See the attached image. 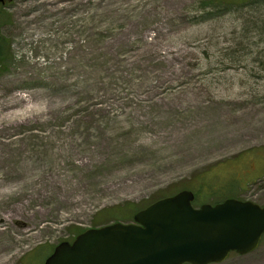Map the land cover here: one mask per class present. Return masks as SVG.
Wrapping results in <instances>:
<instances>
[{
  "label": "rangeland",
  "instance_id": "obj_1",
  "mask_svg": "<svg viewBox=\"0 0 264 264\" xmlns=\"http://www.w3.org/2000/svg\"><path fill=\"white\" fill-rule=\"evenodd\" d=\"M223 1L0 7V210L29 209L6 264L179 190L264 206V0ZM259 244L215 264H264Z\"/></svg>",
  "mask_w": 264,
  "mask_h": 264
},
{
  "label": "water",
  "instance_id": "obj_2",
  "mask_svg": "<svg viewBox=\"0 0 264 264\" xmlns=\"http://www.w3.org/2000/svg\"><path fill=\"white\" fill-rule=\"evenodd\" d=\"M193 199L180 190L135 212L132 223L85 230L43 264H215L258 248L264 206L225 199L195 208Z\"/></svg>",
  "mask_w": 264,
  "mask_h": 264
},
{
  "label": "bare ground",
  "instance_id": "obj_3",
  "mask_svg": "<svg viewBox=\"0 0 264 264\" xmlns=\"http://www.w3.org/2000/svg\"><path fill=\"white\" fill-rule=\"evenodd\" d=\"M7 108V105L0 109V111H3ZM85 163V162H84ZM83 162L80 163V165L84 164ZM41 179V180H38ZM58 180L57 176L53 177H44L43 173L41 172L38 174V176H31L28 174L26 177L21 179L18 184H15L14 182H5L6 185L11 186H18L21 184H28L30 187L34 184L35 181H41L43 183L48 184H54ZM23 211H29L28 206L24 209L23 207H16L11 206L9 210H0V264H6L11 257H9V253L14 249L17 248V242L19 243L22 241L20 238L21 236L25 235L27 231L25 232L24 227H26L25 222H17V227H12L9 223V220L18 214H21ZM24 229V230H23ZM17 238L18 239L17 241Z\"/></svg>",
  "mask_w": 264,
  "mask_h": 264
},
{
  "label": "trees",
  "instance_id": "obj_4",
  "mask_svg": "<svg viewBox=\"0 0 264 264\" xmlns=\"http://www.w3.org/2000/svg\"><path fill=\"white\" fill-rule=\"evenodd\" d=\"M235 1H237V0H226V1H223L225 4L226 3H229L230 2V4L231 3H235ZM1 16V15H0ZM1 50V49H0ZM194 195H195V198H197L198 196H197V192H194ZM156 199H158V198H156ZM153 202V201H152ZM131 208V209H130ZM130 210H131V213H134V212H136V211H138V205H136V204H134V206H130ZM115 210H119L117 207H115ZM114 219L112 220L113 222H119V221H123L124 220V218L122 219L121 217H118L117 215H114ZM111 221V222H112ZM124 222H126V221H124ZM101 225H107V223H105V224H101ZM101 225L100 226H94V227H101ZM82 232V231H81ZM79 233H80V231H79ZM79 233H76L75 235H74V237L76 236V235H78Z\"/></svg>",
  "mask_w": 264,
  "mask_h": 264
},
{
  "label": "flooded vegetation",
  "instance_id": "obj_5",
  "mask_svg": "<svg viewBox=\"0 0 264 264\" xmlns=\"http://www.w3.org/2000/svg\"><path fill=\"white\" fill-rule=\"evenodd\" d=\"M7 4V0H0V7H4Z\"/></svg>",
  "mask_w": 264,
  "mask_h": 264
}]
</instances>
